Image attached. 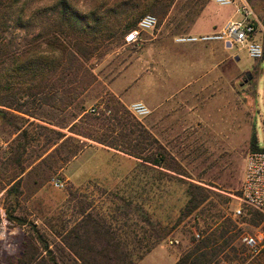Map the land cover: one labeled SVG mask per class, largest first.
Wrapping results in <instances>:
<instances>
[{
  "label": "rangeland",
  "instance_id": "obj_1",
  "mask_svg": "<svg viewBox=\"0 0 264 264\" xmlns=\"http://www.w3.org/2000/svg\"><path fill=\"white\" fill-rule=\"evenodd\" d=\"M60 1L87 16L91 25L98 23L101 32L96 37L102 35L106 39L100 43L88 38V47L82 53L92 84L64 110L42 103V96H31L29 92L34 89L27 90L2 78L6 64H0V101L12 95L6 102L12 100L19 108L0 106V264H12L24 243L37 241V236L48 245L49 252L41 250V254L53 257L58 264H174L190 249L194 234L197 239L195 213L184 216L189 184L208 191V199L201 206L212 203V215H221L222 220L230 218L235 225L232 248L227 249L230 257L220 256L218 264H264V252L253 256L241 241L244 235L264 238V216L241 199L244 163L252 150V137L258 148H264V59L252 60L244 49L234 47L229 53L237 68L227 78L226 87H221L219 93L214 88L199 87L193 98L190 96L194 100L190 103L195 102L189 110L191 116L200 109L212 116L208 120L203 116L208 131L201 133L197 127L186 126V135L177 140V148L170 152L155 150L156 142L142 143L149 144L145 156L159 152L161 165L171 173L141 166L117 182L101 181L93 176L98 172L91 170L92 159L98 158L95 148L109 147L76 135L69 128H99L94 119H89L90 126L81 123V119L85 115L101 120L113 117L107 104L111 105L110 100L114 99L127 114L120 111L115 120L111 119L108 126H115L116 130L110 138L119 137L118 142H124L122 121L129 126L130 122L140 124L150 116L151 104L146 101L154 103V97L156 101H168L178 87L197 82L210 61L202 54L190 55L181 48L214 42L178 44L175 38L191 35L195 16L211 1L29 0L25 12L27 30L10 27L6 33L9 50L16 52L24 44L40 45L35 37L40 31L53 28ZM246 1L258 18L264 16V0ZM217 11L220 19L236 14L233 6H218ZM145 15L156 18L155 28L143 33L132 45L124 43L123 35L129 26ZM256 38L264 48V32L259 30ZM145 46L150 48L146 51L148 83L159 81L145 100L121 101L114 90H122L128 98L140 96V87L133 84L138 80ZM40 49L45 51L46 45L42 43ZM46 61L59 76L58 55ZM46 72L48 69L44 76ZM122 80L130 85L120 86ZM37 83L35 80L29 86ZM196 87L197 84L192 85ZM133 103H142L149 114L143 119L134 117L129 109ZM92 107L98 109L97 114L89 112ZM139 128L143 130L141 124ZM99 132L103 133L102 129ZM19 143L24 147L20 148ZM54 179L63 187L56 189L51 183ZM13 184L16 191L7 193ZM225 199L228 202L223 205ZM239 208L241 216L234 217ZM196 222L202 229V221Z\"/></svg>",
  "mask_w": 264,
  "mask_h": 264
},
{
  "label": "trees",
  "instance_id": "obj_2",
  "mask_svg": "<svg viewBox=\"0 0 264 264\" xmlns=\"http://www.w3.org/2000/svg\"><path fill=\"white\" fill-rule=\"evenodd\" d=\"M28 2L29 0H0V64H6L1 72V77H6L8 81L17 82L20 86L27 87V90L34 89L29 94L33 97L42 96L41 101L46 105H50L53 108L59 107L62 110L67 109L92 84V81L89 79L92 76L83 63L85 59H83L82 53V49L88 47V38L92 37L93 41L100 43H103L106 38L102 37V35L96 37V33L101 32L98 23L91 25L86 20L87 16L78 14L69 4L60 1L57 3L55 12L56 22L53 28L47 31H40L35 37V40L40 41V45L42 43L46 45L45 51L40 49V45L34 44H24L20 50L16 52L11 51L9 50L10 43L6 41V33L10 27L16 26L27 30L28 19L25 18V12ZM135 25L136 23L131 24L125 34L131 28H134ZM55 54L58 55L59 59V76L57 75L58 72L50 69L49 64L46 63V58L53 57ZM47 69L50 74L48 75L46 72L47 76H44L43 72ZM37 75L40 78H36ZM35 80L38 83L29 86L30 82ZM7 99H12V95H6L0 101V106L9 109H19L14 106L12 100L6 102ZM54 102H59V104L57 105ZM110 102L111 105L107 104V107L111 113L113 112V117H105L101 120L93 117V115H85L81 119V123L86 122L85 124L89 126L91 125L89 119H94V124H97L99 128L90 129L86 127L85 131H80L75 130L79 128V125H73L69 128L70 132L153 165H160L162 157L160 158L159 152L153 153L151 156H145L149 144L147 143L148 145L142 146V143L146 141L155 143L156 140L146 130H141L139 128L140 124L137 121H129V126H127L126 121H122L120 126L121 135L125 139L124 142H118L119 137L110 138V134L116 130L115 126H108L111 119L115 120L117 118L115 114L120 111H123L124 115L127 114V111L117 100L111 99ZM2 114L3 112L0 110V115ZM100 129H102L103 133L99 132ZM47 131L56 134L52 130ZM56 135L60 136L61 134ZM130 141H134L132 146L130 145ZM18 146L23 148L24 144L19 143ZM251 149V151L264 150L257 147L254 136L252 137ZM12 190L16 191L14 184L7 190V193H10ZM207 192V190L195 184H189L188 186L187 193L189 199L184 210V216L187 217L195 213V228L196 234H199V239H195L194 234L190 249L179 257L174 264H218L220 256H224L226 259L230 257L227 249L232 248V231L235 225L230 218L222 220L221 215H212L211 209L215 208L212 203L201 206L208 199ZM227 202L228 199H225L222 204L225 205ZM198 220H201L204 225L202 229L196 222ZM254 223L256 222L254 221ZM37 238L38 242L29 240L24 243L19 257L12 264H58L53 257L41 254V250L46 252V254L49 252L48 245L40 236H37Z\"/></svg>",
  "mask_w": 264,
  "mask_h": 264
},
{
  "label": "crops",
  "instance_id": "obj_3",
  "mask_svg": "<svg viewBox=\"0 0 264 264\" xmlns=\"http://www.w3.org/2000/svg\"><path fill=\"white\" fill-rule=\"evenodd\" d=\"M212 5L216 6V8H212ZM217 7L218 5L212 2L206 3L203 6L199 15L195 16L194 25L190 29L191 35L211 33L221 28L228 20H237L240 18L238 13H233L232 15L230 14L221 19L217 18ZM254 15L258 24V32L259 30L264 32V16L258 18L255 13ZM233 48V46L231 47L230 45L223 44L221 42H214L207 45H185L181 48L190 55L202 54V56L209 59L210 64L207 69L202 71L201 75L199 74L200 81L198 79V81L195 83H187L184 86L178 87L176 89L172 98L169 99L171 101L173 100V103H170L169 100L167 101L164 99L156 101V97H154V103L151 100L146 101L148 102L147 104H151L150 107L152 108V114L143 121H140V124L142 125L143 129L152 135V137L156 140V143L154 144L155 150H164L170 152L176 149L177 147L175 146V143L177 140H179L181 136L186 135L184 132V128L186 126L191 125L192 127H197L201 133H203V131L206 129V131H208L209 127L205 123L204 117H206V120H208L212 116L210 113L204 114L202 112L203 109H200L199 112L194 111V116H191L189 110L191 107L194 108L195 102L193 104L190 102L194 101L192 98L194 93H197L196 91L199 90V87H203V90L205 88V90H212L214 88L218 93L221 87H226L228 80L227 78L230 77L232 70L234 71L237 68L236 63L234 64L231 61L232 54L229 53V51H231ZM148 50H150V48H146L145 46L141 51V69L138 71L139 73L137 76V82L133 84V86L138 84L140 87V96L137 98H128L127 95L122 92V90H114L116 97L121 101L145 100L148 91L152 95L150 90L154 88V84H157L158 79L153 80V83H148V81H150V79L147 78L146 72V51ZM236 61H238V58H236ZM230 64H232V66ZM123 79H125V76ZM129 83L130 82L122 80L120 86L125 87L130 85ZM195 84H197V87L192 88V85ZM190 96L192 98H190ZM199 107L201 106H198V108ZM168 108L170 109L168 110ZM185 109H187L188 112L185 111ZM191 119H193V124L190 123ZM95 150L98 153V158L92 159L91 170H97L96 172H98V174L93 173V176L96 175L95 177H99L101 181L105 180L107 182H117L121 178L123 179L128 174L135 171L137 167L141 166L151 167L155 169V172L158 173H171L164 169L161 164L153 165L139 158L126 155L119 150L102 146H98V148H95ZM161 157L162 156L160 155V158ZM156 158L159 159L158 156H156Z\"/></svg>",
  "mask_w": 264,
  "mask_h": 264
},
{
  "label": "built area",
  "instance_id": "obj_4",
  "mask_svg": "<svg viewBox=\"0 0 264 264\" xmlns=\"http://www.w3.org/2000/svg\"><path fill=\"white\" fill-rule=\"evenodd\" d=\"M218 6H233L240 18L228 20L221 28L211 33L201 35H181L175 38L178 44L221 42L244 49L252 60L263 58V45L257 40L258 24L253 10L246 0H210ZM157 20L152 15L143 16L135 28L129 30L123 37L124 43L132 45L140 36L155 28ZM130 111L137 119H143L149 114L148 109L142 103H133ZM89 112L97 114V108H90ZM264 149V148H261ZM56 189L63 187L58 180H52ZM241 199L245 205L257 210L264 216V150L250 151L245 158L243 177L241 183ZM241 209H236L233 216L239 217ZM199 239V235H196ZM245 248L251 255L257 256L264 252V238L261 235H244L241 239ZM177 243L170 241V244Z\"/></svg>",
  "mask_w": 264,
  "mask_h": 264
}]
</instances>
